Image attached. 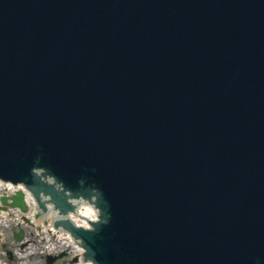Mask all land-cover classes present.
I'll return each mask as SVG.
<instances>
[{
    "label": "water",
    "instance_id": "95a60500",
    "mask_svg": "<svg viewBox=\"0 0 264 264\" xmlns=\"http://www.w3.org/2000/svg\"><path fill=\"white\" fill-rule=\"evenodd\" d=\"M39 154L106 175L100 264H264V0H0V174Z\"/></svg>",
    "mask_w": 264,
    "mask_h": 264
},
{
    "label": "rangeland",
    "instance_id": "374dc122",
    "mask_svg": "<svg viewBox=\"0 0 264 264\" xmlns=\"http://www.w3.org/2000/svg\"><path fill=\"white\" fill-rule=\"evenodd\" d=\"M0 228L3 229L6 233V238H7V244L9 246V248L12 249L14 244V240H13V230L10 227V225H3V223H0ZM27 232H29V235L32 234V236H36V230L34 229V227H27ZM41 234H44V232H41ZM38 238V236H36L35 238L33 237V240ZM44 242V241H43ZM37 244L38 245H42V243L39 241V239L37 240ZM1 247V244H0ZM15 251H18V249L16 247H14ZM44 252H42V249L39 248L37 253L27 256L26 259H24V261H19V258H14V260H9L7 253L4 254L3 252H1L0 250V264H44L46 262V259L44 257L45 254H43ZM18 256H21V253L17 254ZM25 255H22V257H24ZM56 264H64L61 261L57 262ZM66 264V263H65Z\"/></svg>",
    "mask_w": 264,
    "mask_h": 264
},
{
    "label": "clouds",
    "instance_id": "9594fccd",
    "mask_svg": "<svg viewBox=\"0 0 264 264\" xmlns=\"http://www.w3.org/2000/svg\"><path fill=\"white\" fill-rule=\"evenodd\" d=\"M33 171L37 175H40L43 170L39 167H35V168H33ZM48 182L49 183H56L50 176L48 177ZM83 183H84V181L81 180V184H83ZM19 191L27 192V189H25L24 185L20 184V183L13 184V183L9 182V183H5L3 185H0V192H2V195L6 198L14 197L15 194H17ZM53 214H54V210L50 208L48 215L51 216ZM110 217H111V212H108V215L104 216V218H103V224H107L110 220ZM93 219H96V218L94 217ZM91 251H92V255L89 256V254H88L86 256L83 254L84 253L83 247L78 249V252L81 253V255L79 256V264H85L86 260L88 261V264H91V261L95 258V255H96L95 250H91ZM96 264H100V262L97 261Z\"/></svg>",
    "mask_w": 264,
    "mask_h": 264
},
{
    "label": "bare ground",
    "instance_id": "6f19581e",
    "mask_svg": "<svg viewBox=\"0 0 264 264\" xmlns=\"http://www.w3.org/2000/svg\"><path fill=\"white\" fill-rule=\"evenodd\" d=\"M25 202L27 205H29V208L31 209L30 211H26V212H23L19 207H15L14 209H12V211H7V210H0V213L1 215L3 213H6L7 215L9 214H12V212H15L19 217L17 219L18 221V224H22L24 227L25 225L28 224V220H29V223H39L38 221H35L34 218H33V215H32V212H33V209L31 207H33V204L31 203V201L29 199H25ZM6 206H9V205H6ZM27 217V222L25 221V218ZM34 225V224H32ZM36 226V225H35Z\"/></svg>",
    "mask_w": 264,
    "mask_h": 264
}]
</instances>
